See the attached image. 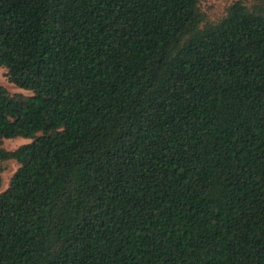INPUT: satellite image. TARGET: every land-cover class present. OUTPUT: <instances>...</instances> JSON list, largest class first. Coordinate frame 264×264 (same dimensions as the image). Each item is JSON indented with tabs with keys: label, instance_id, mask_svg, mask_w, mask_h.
<instances>
[{
	"label": "trees",
	"instance_id": "obj_1",
	"mask_svg": "<svg viewBox=\"0 0 264 264\" xmlns=\"http://www.w3.org/2000/svg\"><path fill=\"white\" fill-rule=\"evenodd\" d=\"M202 2L0 0V264H264V0Z\"/></svg>",
	"mask_w": 264,
	"mask_h": 264
},
{
	"label": "rangeland",
	"instance_id": "obj_2",
	"mask_svg": "<svg viewBox=\"0 0 264 264\" xmlns=\"http://www.w3.org/2000/svg\"><path fill=\"white\" fill-rule=\"evenodd\" d=\"M236 0H203L202 2V9L203 12L207 15V19L210 21H214L219 17H222L226 8L231 5ZM247 1V0H244ZM254 1V0H248ZM8 70L4 67H0V84L4 85L9 91L12 93H24V94H31L27 90H23L13 83H11L7 76ZM31 139L26 138H12L5 140V146L9 150H14L19 146L30 142ZM1 167V177H2V185L0 187V193L4 191L10 182L11 177L17 171L19 164L16 160H10L0 164Z\"/></svg>",
	"mask_w": 264,
	"mask_h": 264
}]
</instances>
